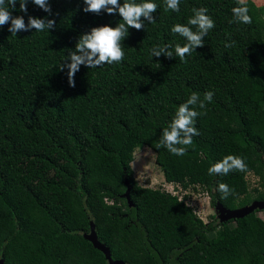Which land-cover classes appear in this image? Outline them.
<instances>
[{"label":"trees","instance_id":"trees-1","mask_svg":"<svg viewBox=\"0 0 264 264\" xmlns=\"http://www.w3.org/2000/svg\"><path fill=\"white\" fill-rule=\"evenodd\" d=\"M144 146L215 207L264 201V4L0 0V259L108 264L93 219L125 264H264L259 210L206 223L138 182Z\"/></svg>","mask_w":264,"mask_h":264},{"label":"rangeland","instance_id":"rangeland-1","mask_svg":"<svg viewBox=\"0 0 264 264\" xmlns=\"http://www.w3.org/2000/svg\"><path fill=\"white\" fill-rule=\"evenodd\" d=\"M252 1L259 6L264 4V0ZM132 166L135 176L141 185L167 190L180 197L188 195L189 199L187 201L206 223L219 219L217 207L211 204L207 193L203 190H195L193 187L186 190V192L181 191L177 180L170 178L168 173L156 163V153L151 148L147 146L137 148ZM248 180L250 189L259 187V178L253 173L248 174ZM258 215L264 219V211H259Z\"/></svg>","mask_w":264,"mask_h":264},{"label":"water","instance_id":"water-1","mask_svg":"<svg viewBox=\"0 0 264 264\" xmlns=\"http://www.w3.org/2000/svg\"><path fill=\"white\" fill-rule=\"evenodd\" d=\"M130 191H131V187L129 186L125 193V196L127 197L129 204L133 205L134 203L131 199ZM217 210L219 212L220 222L224 223L230 219H238V218L244 217L247 214L253 213L255 211L264 210V201L255 200L251 204L245 207L234 209V210L226 208L222 206L221 204H219L217 206ZM85 237L88 240H90L96 248H98L105 254L108 264H125V262L122 260L113 259L110 248L100 242L97 232H96V226H95L93 219H91V231L89 233H86ZM0 264H5L3 259H0Z\"/></svg>","mask_w":264,"mask_h":264},{"label":"built area","instance_id":"built-area-1","mask_svg":"<svg viewBox=\"0 0 264 264\" xmlns=\"http://www.w3.org/2000/svg\"><path fill=\"white\" fill-rule=\"evenodd\" d=\"M181 198H182V197H181ZM186 201H187V200H186ZM187 204L190 205L188 201H187Z\"/></svg>","mask_w":264,"mask_h":264}]
</instances>
